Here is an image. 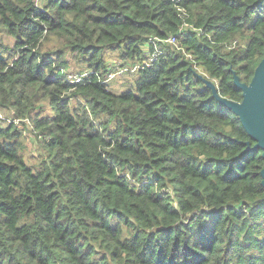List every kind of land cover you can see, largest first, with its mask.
<instances>
[{
    "label": "trees",
    "instance_id": "trees-1",
    "mask_svg": "<svg viewBox=\"0 0 264 264\" xmlns=\"http://www.w3.org/2000/svg\"><path fill=\"white\" fill-rule=\"evenodd\" d=\"M263 55L264 0H0V264H264L262 151L198 76L240 101Z\"/></svg>",
    "mask_w": 264,
    "mask_h": 264
},
{
    "label": "water",
    "instance_id": "water-1",
    "mask_svg": "<svg viewBox=\"0 0 264 264\" xmlns=\"http://www.w3.org/2000/svg\"><path fill=\"white\" fill-rule=\"evenodd\" d=\"M198 76L209 87L217 101L230 109L240 120L242 127L246 130L254 145L247 148L260 149L264 159V55L254 69V73L248 83L240 81L238 75L233 73L234 85L241 90L242 98L234 101L221 96L217 92L216 85L207 77ZM261 185L264 187V165L260 170Z\"/></svg>",
    "mask_w": 264,
    "mask_h": 264
},
{
    "label": "rangeland",
    "instance_id": "rangeland-1",
    "mask_svg": "<svg viewBox=\"0 0 264 264\" xmlns=\"http://www.w3.org/2000/svg\"><path fill=\"white\" fill-rule=\"evenodd\" d=\"M38 5L46 2L47 0H37ZM6 43L9 45L12 44V40L10 38H5ZM106 57V73L112 74L110 79L107 81L108 88L113 92H120L123 90L132 89L134 86V78L137 75L136 70H127L121 71L120 68L125 67L129 68L133 64L128 60H121L118 53L107 51L105 53ZM75 62H72V66L66 71L67 75H77V70L74 66ZM74 66V67H73ZM201 68L199 67V71ZM201 74V73H199ZM202 75V74H201ZM203 76V75H202ZM212 81V80H211ZM8 120H10L9 112L5 110H0V126L5 127L8 124ZM22 146L25 147V158L30 164H37L42 158H44V151L41 148V143L36 135V132L24 134L22 137Z\"/></svg>",
    "mask_w": 264,
    "mask_h": 264
},
{
    "label": "built area",
    "instance_id": "built-area-1",
    "mask_svg": "<svg viewBox=\"0 0 264 264\" xmlns=\"http://www.w3.org/2000/svg\"><path fill=\"white\" fill-rule=\"evenodd\" d=\"M149 42L152 43V45H151L152 49H150L149 43H146L143 46V60H141V62L134 63L129 68L122 67V68H120V70L123 72L127 71V70H136L137 71V70L141 69L142 67L150 66L151 64H153V62H155L158 59L159 55H161L163 53V50L158 45V42L169 43V44H172L174 46H177L175 36H170L169 38L164 39V40L158 39L156 37H152V38H149ZM88 73L89 72L86 71L82 75H78V76L70 74V75H67V77L69 79H71L72 81H79L82 77L87 76ZM111 75L112 74H109V72H107L105 74L103 81L107 82L110 79Z\"/></svg>",
    "mask_w": 264,
    "mask_h": 264
}]
</instances>
